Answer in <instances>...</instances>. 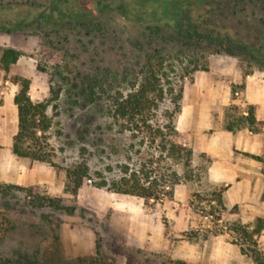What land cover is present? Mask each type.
Wrapping results in <instances>:
<instances>
[{
  "label": "rangeland",
  "instance_id": "1",
  "mask_svg": "<svg viewBox=\"0 0 264 264\" xmlns=\"http://www.w3.org/2000/svg\"><path fill=\"white\" fill-rule=\"evenodd\" d=\"M49 1L0 0V48L22 54L9 74L0 71V100H13L18 92L14 76L28 80L32 102L56 100L46 109L50 128L40 144L51 167L11 160L50 168L58 185L0 194V258L10 264H248L257 238L247 233L256 221L248 225L235 208L225 207L224 189L209 182L202 155L193 156L192 179L181 180L171 201L152 208L141 199L94 187L96 173L117 178L119 166L134 168L149 155L126 154L128 133L113 126L108 131L105 109L98 111L90 100L103 106L125 97L144 66L158 57L166 78L163 101L149 112L152 124H167L178 93L180 111L186 109L183 100H243L242 80L234 85V76L264 80V0H55V12L48 9ZM21 22L22 30H14ZM215 39L230 41L238 55L216 52ZM211 106L203 104L199 111L205 116ZM8 108L2 111L8 117L3 145L17 131ZM235 108L240 107L221 108L223 126L239 116ZM179 113L173 116L175 128ZM5 126L0 121V129ZM179 140L189 146L185 134L179 133ZM3 149L1 163L9 160ZM78 165L86 166L88 180L72 196L66 173ZM34 195L61 199L63 209L34 207ZM141 237L148 249L135 246ZM113 247L129 251L118 256Z\"/></svg>",
  "mask_w": 264,
  "mask_h": 264
},
{
  "label": "trees",
  "instance_id": "2",
  "mask_svg": "<svg viewBox=\"0 0 264 264\" xmlns=\"http://www.w3.org/2000/svg\"><path fill=\"white\" fill-rule=\"evenodd\" d=\"M52 9L55 12V5ZM42 17H37L36 22L39 24ZM141 20L140 17L137 21ZM23 23H18L14 30H22ZM2 29H0V32ZM6 33L12 30H5ZM181 34V32L179 31ZM215 42V43H214ZM216 52H223L230 57H236L238 54L232 50V44L228 40L215 39ZM22 56L21 52L13 48H0V71L9 74ZM163 64L160 57L156 58L153 63L149 62L140 72V79L132 87V91L125 97L121 95L113 100H108L106 105L90 100L98 111L105 109L106 115L111 120L107 130L111 131L112 126L119 133H128L129 144L125 148V153H131L139 158L144 151H147L149 158L138 162L134 168L129 165L118 167L120 176L117 178L105 179L96 173L94 178L98 181L94 184L97 189H104L112 194L121 196H130L143 200L144 206L154 207L162 204L164 201H171L173 192L181 180L190 181L193 175L192 161L193 152L185 143L179 140V133L173 124V116L180 111V93L174 96L172 100L173 111L166 116L167 124L158 126L152 124L149 119V112L158 110L159 104L163 101L162 81L166 78L163 70ZM207 72L206 67L201 69ZM12 84L18 87V92L13 97V104L17 113V131L12 138L11 153L17 158L28 159L34 163L46 164L51 167L46 158L45 151L40 148V144L46 140L45 133L50 128L46 118V109L56 100L47 102L34 103L29 99V82L21 77L14 76L11 78ZM173 88L169 92L173 93ZM94 94V92L92 91ZM2 105V100H0ZM236 113H239L235 110ZM239 124L246 125L251 131H256L263 124H255L251 109L247 110L244 118L238 119L234 124H229L226 128L228 131L238 129ZM100 130V127H97ZM101 131V130H100ZM46 147V145H45ZM136 147H138L136 149ZM45 149V148H44ZM115 154V150H111ZM156 155V156H155ZM129 162L131 157L125 156ZM167 163V164H166ZM163 165V167H161ZM177 169L181 170V173ZM107 173L111 169L106 168ZM68 180L67 188L69 194L74 196L83 185V180L88 178L87 168L85 165H78L66 173ZM88 180V179H87ZM11 191L25 192L26 188L0 184V194H8ZM32 199L38 204L29 202L34 207H49L54 210L63 209L61 199H51L49 197H40L34 195ZM218 205H221L217 199ZM70 213L73 208L68 209ZM264 227V220H256L254 228L247 233L249 237L257 236ZM111 251L118 256H125L129 249L123 247H113ZM96 254H99V247L96 243ZM251 260L254 264H264V255L254 250L251 252ZM0 264H10L8 261L0 258Z\"/></svg>",
  "mask_w": 264,
  "mask_h": 264
},
{
  "label": "crops",
  "instance_id": "3",
  "mask_svg": "<svg viewBox=\"0 0 264 264\" xmlns=\"http://www.w3.org/2000/svg\"><path fill=\"white\" fill-rule=\"evenodd\" d=\"M241 80L243 100H183L186 109L181 108L176 131L186 135L188 147L194 156L202 155L208 160L209 182L223 187L225 207L235 208L237 210L235 215L249 225L254 220H264V80L254 76L242 79L236 75L232 84L240 85ZM7 104L12 106L8 108L10 121L12 123L17 121L13 100H2L0 121L4 126L8 117L7 112L2 111ZM203 104L212 105L205 116L199 111ZM189 105L196 107L197 110L194 108L187 110ZM230 105L240 107L235 108L239 112L236 116H239L232 117L230 124L244 118L247 110L251 109L255 124L263 125L258 130L251 131L246 125L239 124L238 129L228 131L226 128L228 125L223 126L224 115L221 108ZM7 133L6 126L0 129V136ZM11 144L12 139L5 145L0 141V149L4 148L9 157L6 162H0V184L21 188L58 186L56 174L50 168L40 164L26 166L18 160L12 161L11 159L17 157L11 153ZM53 188L59 191L58 187ZM256 238L257 251L264 255V227ZM145 244V238L141 237L135 246L138 249H148ZM241 259L239 256L237 261ZM248 264L254 262L249 259Z\"/></svg>",
  "mask_w": 264,
  "mask_h": 264
},
{
  "label": "flooded vegetation",
  "instance_id": "4",
  "mask_svg": "<svg viewBox=\"0 0 264 264\" xmlns=\"http://www.w3.org/2000/svg\"><path fill=\"white\" fill-rule=\"evenodd\" d=\"M102 1L101 0H99V3H101ZM49 8L48 9H50V11L51 12H53L52 11V9L54 8V7H52L53 5H55V7H56V9L58 8V4H56V2H55V0H50L49 1ZM120 10H121V12H122V17L124 18V19H127V16H126V12H125V6L123 5V6H120ZM46 12H44V14H45ZM48 15V14H47ZM40 18L42 17V16H39ZM21 23H23V22H21Z\"/></svg>",
  "mask_w": 264,
  "mask_h": 264
},
{
  "label": "built area",
  "instance_id": "5",
  "mask_svg": "<svg viewBox=\"0 0 264 264\" xmlns=\"http://www.w3.org/2000/svg\"><path fill=\"white\" fill-rule=\"evenodd\" d=\"M235 95H237V94H235Z\"/></svg>",
  "mask_w": 264,
  "mask_h": 264
}]
</instances>
